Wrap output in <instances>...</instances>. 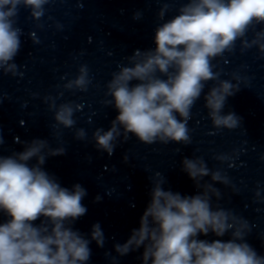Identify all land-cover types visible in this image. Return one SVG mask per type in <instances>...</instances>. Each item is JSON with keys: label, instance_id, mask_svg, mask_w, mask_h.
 <instances>
[{"label": "clouds", "instance_id": "1", "mask_svg": "<svg viewBox=\"0 0 264 264\" xmlns=\"http://www.w3.org/2000/svg\"><path fill=\"white\" fill-rule=\"evenodd\" d=\"M51 2L0 0V73L19 74L14 61L23 35L18 26L21 8L39 22ZM168 12L165 2L156 14L162 22L154 29L155 47L134 50L126 57L127 63L112 73L105 93L111 99L105 104L118 114L107 130L96 128L92 133L98 151L111 156L117 141L121 137L127 141L130 134L144 144L190 143L187 121L202 94L215 129L232 130L241 125L234 112L223 113L228 97L240 88L232 80L220 79L213 61L233 52L238 41L241 53L256 48L264 58V0H185L175 15L165 19ZM141 17L140 11L133 14L134 20ZM36 27L43 25L37 23ZM30 35L39 43L35 32ZM209 81L214 83L205 93ZM90 83L89 68L81 65L77 76L63 87L87 91ZM5 99L7 95L0 94V104ZM44 102L54 111L56 124L75 126L73 117L80 105L69 102L57 106L51 96L44 97ZM86 137L85 129H76V140ZM3 144L0 133V146ZM22 144V151L0 155V214L6 217L0 222V264H88L91 242L103 248L106 240L98 222L88 236L73 228L87 213L83 204L87 191L79 183L71 189L61 186L43 167L49 157L64 155L66 149L52 148L39 138ZM215 159L224 163L230 157L221 154ZM124 160L127 162V157ZM182 170L194 181L197 193L186 196L165 189L162 173L155 174L159 179L149 177L150 201L139 227L131 231L126 242L114 244L117 256L143 247V264H264V256L246 242L248 222L229 209L213 207V198L219 200L222 195L214 184L227 186L229 178L219 169H209L201 157L184 158ZM205 177L211 182L202 183ZM255 197H261L259 187ZM100 199L95 198L97 202ZM209 233L216 237L231 233V239H198ZM106 255L110 264H118L117 256Z\"/></svg>", "mask_w": 264, "mask_h": 264}]
</instances>
